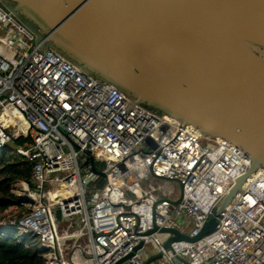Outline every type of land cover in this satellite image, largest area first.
<instances>
[{
    "label": "built area",
    "instance_id": "obj_1",
    "mask_svg": "<svg viewBox=\"0 0 264 264\" xmlns=\"http://www.w3.org/2000/svg\"><path fill=\"white\" fill-rule=\"evenodd\" d=\"M134 100L0 0V150L24 138L28 146L13 150L31 163L29 180L10 182L21 213L0 222V233L35 238L42 264H115L141 241L119 264H145L146 243L162 254L148 264H264V167L209 233L164 247L172 233L160 228L196 236L250 156Z\"/></svg>",
    "mask_w": 264,
    "mask_h": 264
},
{
    "label": "water",
    "instance_id": "obj_2",
    "mask_svg": "<svg viewBox=\"0 0 264 264\" xmlns=\"http://www.w3.org/2000/svg\"><path fill=\"white\" fill-rule=\"evenodd\" d=\"M7 1L47 42L134 101L250 156L247 171L235 177L196 236L160 228L172 233L164 247L209 233L247 177L264 167V0Z\"/></svg>",
    "mask_w": 264,
    "mask_h": 264
},
{
    "label": "trees",
    "instance_id": "obj_3",
    "mask_svg": "<svg viewBox=\"0 0 264 264\" xmlns=\"http://www.w3.org/2000/svg\"><path fill=\"white\" fill-rule=\"evenodd\" d=\"M25 20L35 28V25ZM23 141L24 138H17L13 142L18 144ZM14 154L0 152V207L4 208L15 201V196L10 190V182L14 179H30V161L25 156ZM98 181L101 182V177ZM34 239L26 237L17 240L11 233L7 235L0 233V264H42L43 257L37 245H34Z\"/></svg>",
    "mask_w": 264,
    "mask_h": 264
},
{
    "label": "rangeland",
    "instance_id": "obj_4",
    "mask_svg": "<svg viewBox=\"0 0 264 264\" xmlns=\"http://www.w3.org/2000/svg\"><path fill=\"white\" fill-rule=\"evenodd\" d=\"M40 37H42V35L40 34ZM48 44H50V45H53L52 43H50V42H47ZM54 46V45H53ZM60 50V49H59ZM61 51V50H60ZM28 141H23L22 143L20 142V143H18V144H16V143H14V142H11V143H9L8 144V146H9V148H11L12 150L14 149V148H16L17 146H28ZM12 150H0V152H4L5 154H8V152H12L13 154L15 153V151L13 152ZM17 153H15L14 155H16ZM96 166H97V168L98 169H102L103 167H104V163L103 162H100V161H96ZM0 177H1V175H0ZM148 181H150V179L148 180ZM158 181H160V182H162V180H160V179H156V180H154L150 185H149V187L151 186V185H153V184H157L158 183ZM103 182H104V177H101V182H97V184L98 185H102L103 184ZM171 184V186L176 190V194L175 195H179V193H180V185H179V183L177 182V181H173V182H171L170 183ZM21 213V210L20 209H18L16 206H15V204H14V202L13 203H11V204H9L7 207H0V222H3L4 220H6L7 218H11V217H13V216H16V215H19ZM190 228H191V225L187 228V231H189L190 230ZM34 241V245H37L38 244V242H37V240L36 239H34L33 240ZM144 251L146 252V254L149 256V257H151V256H153L154 254H156L157 253V251H156V248L151 244V243H146L145 244V247H144Z\"/></svg>",
    "mask_w": 264,
    "mask_h": 264
}]
</instances>
